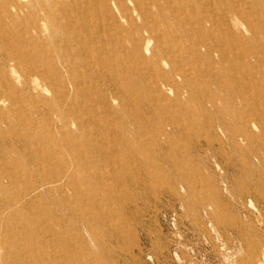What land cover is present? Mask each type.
Wrapping results in <instances>:
<instances>
[{
	"label": "rangeland",
	"instance_id": "374dc122",
	"mask_svg": "<svg viewBox=\"0 0 264 264\" xmlns=\"http://www.w3.org/2000/svg\"><path fill=\"white\" fill-rule=\"evenodd\" d=\"M37 3L0 0V264H264V0H113L87 54Z\"/></svg>",
	"mask_w": 264,
	"mask_h": 264
},
{
	"label": "bare ground",
	"instance_id": "6f19581e",
	"mask_svg": "<svg viewBox=\"0 0 264 264\" xmlns=\"http://www.w3.org/2000/svg\"><path fill=\"white\" fill-rule=\"evenodd\" d=\"M118 2H120V1H118ZM112 3H113V0H54L53 4H52L53 8H50V6H48V3L45 0H38L37 4L40 6L41 18L44 20V26L45 27H47L50 24L49 15L51 13L54 14L55 19L53 22L52 33L55 35V37H57L58 41H60L65 36L66 37L68 35L71 36V35H74L76 33L73 36L74 42L77 45H80L83 48L85 54H87L86 51L88 50V48L85 45V39H84L85 37H87V35H83V36L81 35V37L78 36L77 35V34H79L78 30L82 31L83 28H85V25H83V24H85L87 22L88 18L91 16V14H93L97 20L101 19L102 14H101L100 10H105L106 14L111 13L113 15V10L111 8ZM115 4H116V2H115ZM119 5H120V8L122 9L121 6H123V5L121 3H119ZM135 10H136V7H135ZM125 11H127V10H125ZM133 14H135V13H133ZM209 20H211V19L209 18ZM112 21H114V20H112ZM146 23H147V26H145V27L141 26V27H139V30L143 31L144 29H146L149 32V35L147 37H144L142 39H138V40L134 41V47H135V50L137 51V53L141 52L142 43H144V41H145V51H147V52L150 51L149 45H150V42L152 41V38H153V31H152V28L150 27V25H148V21H146ZM135 29H137V28H135ZM140 38H141V36H140ZM60 46H62V45L60 44ZM122 49H124L123 44H122ZM126 53H129V51H126L125 55H126ZM142 53L143 52L140 53V56L143 57L144 62L149 67L150 65L148 63H150V60L147 57H145V55ZM121 54H123V53H121ZM78 55H81V56L83 55L82 50H79ZM115 55L117 56V54H115ZM235 55L236 54H234L233 56H234L235 60H237V55L236 56ZM243 57L247 58V54L246 53L242 54L240 58H243ZM120 59H121V61H124L127 63L132 62V61H129V59H125L124 55L121 56ZM107 60L109 61V63L112 64L113 60L109 54L107 55ZM133 68L137 69V66H135ZM263 87H264V82H263ZM262 95H263V101H264V89H263Z\"/></svg>",
	"mask_w": 264,
	"mask_h": 264
}]
</instances>
